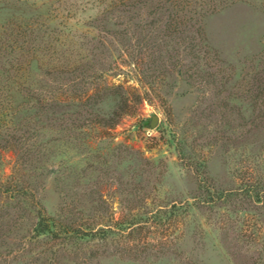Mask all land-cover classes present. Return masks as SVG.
I'll use <instances>...</instances> for the list:
<instances>
[{
  "label": "rangeland",
  "instance_id": "rangeland-1",
  "mask_svg": "<svg viewBox=\"0 0 264 264\" xmlns=\"http://www.w3.org/2000/svg\"><path fill=\"white\" fill-rule=\"evenodd\" d=\"M115 1L29 0L44 12L0 11V108L16 93L26 113L7 126L41 147L33 162L0 149V184L31 188L48 215L112 227L30 243L32 220L0 195V264H264V0H169L188 4L183 15L166 0L133 12ZM80 64L95 85L39 103L59 71ZM106 85L128 100L108 130L92 119L114 104ZM74 111L81 140L62 130ZM205 185L227 196L208 203ZM194 195L201 202L188 207Z\"/></svg>",
  "mask_w": 264,
  "mask_h": 264
},
{
  "label": "trees",
  "instance_id": "trees-1",
  "mask_svg": "<svg viewBox=\"0 0 264 264\" xmlns=\"http://www.w3.org/2000/svg\"><path fill=\"white\" fill-rule=\"evenodd\" d=\"M14 1L18 2V0H14ZM28 1L29 0H22V4H25L23 6L17 5V4H14L11 6L10 4H8L9 0H0V11L2 9L3 10L7 9L12 14L13 13H19L21 15H26V14L34 13V12L35 13H38V12L43 13L44 12L43 6H41V5H35V6L34 5H27ZM143 2H145V0H117V1H115L114 6H116V5L120 6V8H122V11H125V12H133V9L136 8L137 5L138 6L143 5L144 4ZM167 2L170 3L172 9H174L175 12H180L182 15H183V12L185 10V7L188 6V4H186L185 6H183V5L181 6L177 2H174V1L170 2L169 0H166V7L168 5ZM157 5H159V3ZM157 5H155V6L158 9H161L164 6V5L163 6H157ZM126 9H128V10H126ZM10 13H8V14H10ZM0 15H2V14H0ZM4 15H5V13H4ZM173 20H174V18H173ZM173 20L171 17L170 22H168L167 24H164V25L169 26V27L172 26ZM188 21L190 22V18L188 19ZM156 23L157 22L154 20L153 24H156ZM184 25H187V23H185ZM144 39H146V37L143 38V40ZM187 39L189 40V42H188V45L186 47L188 48V50H193L194 47H193V44H191L192 41L190 42L191 39H189V38H187ZM101 43H103L102 40H101ZM136 45H139V44H136ZM149 45L150 46L145 44V41H144V46L146 48L148 47L149 49H151L152 45L151 44H149ZM87 70H88V68L85 65L80 64L78 66L71 68L70 70L59 71V74L61 75V80H60L59 84H57L56 88H54L53 91H50L47 88L48 94H45L42 98H40L38 100L39 103L44 104V103L51 102L54 99V98H52V95H54L56 93V91L57 92L61 91V93L65 94L68 91H76L78 89L85 88V86H86V90L83 91L86 93V91L90 87H92V85L94 84V80L96 79L95 78L96 76L88 74ZM63 73H65V75H63ZM208 77H210V75H208ZM106 86L107 87H105L103 94L105 95V97L106 96L110 97L111 101L114 104L108 110H105V109L100 110L99 108H97L95 113L93 114L94 117L92 119H93V121H95V123H98V125H101V127L108 130V129H112L118 123L120 117L126 113L125 109L128 105V100H127L126 96L124 95V92L122 90V86H120V85H117V86L106 85ZM263 93H264V90H261L260 95H263ZM15 95H16V93L14 95H11L12 96L11 104L8 103L7 106L3 105L2 108H0V149H9L11 147L14 150H18L17 151L18 156L20 154V156H22V157H28V158L30 157L31 162L38 161V160H40L39 154H35V153L33 154V152H31V151H35L34 149H36L37 151L41 150L40 149L41 147L40 146H39V148L33 147V144L31 145V143H30V140L32 138L31 136L29 138L24 136V134H21V136H17L15 133V130H14L15 128L11 131L10 130L11 127L7 126L9 123L13 125L14 123L18 124L19 122H21L22 117H24L25 113H26L25 108L20 106L18 103L14 102L16 99ZM49 98H50V100L48 101ZM90 100L93 102L94 106L97 103L100 104L102 102V94L97 95L94 93L88 98L87 102H89ZM57 101L59 103H62V100H59V99L54 101V103H57ZM120 103H122V104H120ZM54 107L55 106L52 104L50 105V103H49V106H43L45 112H47L48 108L50 109V108H54ZM62 111L60 112V116L62 117L61 118L62 121H64V119H65L64 117H66L65 115H68V112H67V110H62ZM89 113H92V112H89ZM79 114H81V113L77 112V111L72 112V114H70V116L73 117L71 122H69V124L63 123L62 124V128H63L62 130L69 132V136L74 134V135H72V137H74L75 139L81 140L83 138V136L79 138L78 135H75V133L77 131L79 133V131L82 130V127L85 126V124L78 123V119L80 117ZM7 122H9V123L7 124ZM90 122H92V121H90ZM84 143L85 142H82V141L78 142L77 143L78 148L84 146ZM21 149L24 150L22 154L20 153L22 151ZM18 161H19V159H18ZM21 161H30V159L24 158V160H23V158H22ZM16 163H17V159H16ZM42 167H48V165L43 164ZM198 184L199 185L197 188L200 189L201 185H200V183H198ZM205 191L207 193V199L204 201H206L208 203H210L211 201H214L215 199H219L223 195V193H221L218 196H216L217 195L216 192H214L213 188L210 187V185L206 186ZM0 195L3 196L6 200H13V201L17 202L16 206L18 208L24 210L25 212H27L29 219L32 220L31 226L29 227V233L27 235H25V238L30 243H37V242L39 243L43 239L50 240L51 242L60 241L59 242L60 244L65 242V241L69 242L72 240H81V239H88V238L91 239V238L97 237L98 234H100L101 232L111 231V229H112V227L103 228L102 226H100L99 228H97L96 231H93L92 228H88L86 225H84L85 223L81 225L80 223H77L76 220H72V218H67V217L61 218L62 217L61 213L60 214L57 213L54 216L48 215L45 213L44 207L42 206L38 197L32 191L31 188L20 186L19 184L12 183L11 181L0 184ZM224 195L227 196L226 194H224ZM24 198L29 199L31 201V204H29L28 206L20 205L19 200H21V199L24 200ZM192 198L194 199L193 202H187V204H186L188 207H195L196 204H198V203L200 204L201 199L198 198L197 195L192 196ZM173 207L174 206L172 205L171 213H173ZM79 213H82V212L80 211ZM91 257H93V255ZM89 259H91V258H89Z\"/></svg>",
  "mask_w": 264,
  "mask_h": 264
},
{
  "label": "water",
  "instance_id": "water-1",
  "mask_svg": "<svg viewBox=\"0 0 264 264\" xmlns=\"http://www.w3.org/2000/svg\"><path fill=\"white\" fill-rule=\"evenodd\" d=\"M157 121H158V117H157V115H152V117L149 119V121H148V125L150 126V127H154L155 125H156V123H157Z\"/></svg>",
  "mask_w": 264,
  "mask_h": 264
}]
</instances>
